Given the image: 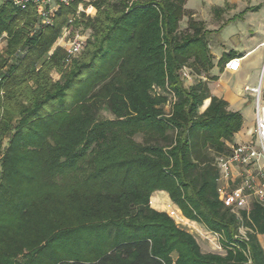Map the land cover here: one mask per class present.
<instances>
[{"label":"trees","instance_id":"obj_1","mask_svg":"<svg viewBox=\"0 0 264 264\" xmlns=\"http://www.w3.org/2000/svg\"><path fill=\"white\" fill-rule=\"evenodd\" d=\"M187 1L91 0L88 18L74 0L51 24L0 2V264H264V201L234 212L219 198L243 116L204 77L212 32L193 18L180 32ZM65 27L90 32L70 61L49 55ZM157 191L222 252L153 209Z\"/></svg>","mask_w":264,"mask_h":264},{"label":"crops","instance_id":"obj_2","mask_svg":"<svg viewBox=\"0 0 264 264\" xmlns=\"http://www.w3.org/2000/svg\"><path fill=\"white\" fill-rule=\"evenodd\" d=\"M238 1L242 3V0H226V4L228 6L236 5L238 4ZM246 1L247 7H245L240 13L228 19L226 27L228 28L232 23L237 21L246 22L248 25L241 27V29H238L237 31L230 32L229 37L232 43L231 47L227 50L226 46L222 45L219 53L220 55L217 57V62L215 63L213 59L214 68L211 70L210 74L212 77H217L218 79L209 82L212 95L227 101L229 104V110L239 112L243 116V128L233 139V144L235 146H257V137L255 134V94L251 91H247V88L250 90L260 88L261 104L264 106V17L259 18L258 16L260 13H264V0ZM250 13L255 14L251 15ZM248 27L250 28L248 31L251 33L248 35L249 37H243L245 33L244 31ZM228 53H233L235 55L232 59L240 60V69L238 72H230L226 70L225 66L230 60L224 65V67L219 66L220 59L224 54ZM214 71H217V73H213ZM225 77H230V79L235 80L234 83L229 84L224 80ZM208 103L209 101L205 104V109L207 108ZM254 171V167L249 169L239 166L236 167L233 173L235 182H241L242 175L248 174V172L254 173ZM231 185L232 188L237 187V184ZM255 199V197L250 198L249 206L247 208L250 207ZM154 200H156V206H153ZM151 206L159 212H165L168 214L170 211H174L176 213L175 220H178L177 223L179 222L178 224L188 231L189 229H196L197 226L202 227V229L204 228L207 233L206 235H209V238H211V234L218 237L217 243H219V246L210 241L212 247H217L219 250H222L219 236L207 230L203 225L188 220L179 207L172 202L167 192H155L151 197ZM197 232H199L200 236L203 235L200 230H197ZM258 237L264 249V235H259ZM200 246L203 250L201 244Z\"/></svg>","mask_w":264,"mask_h":264},{"label":"built area","instance_id":"obj_3","mask_svg":"<svg viewBox=\"0 0 264 264\" xmlns=\"http://www.w3.org/2000/svg\"><path fill=\"white\" fill-rule=\"evenodd\" d=\"M73 1L74 0H0V2H9L20 9H26L30 4L35 5L38 9L39 16L45 24H51V15L57 12L61 6H70ZM88 9L93 11L96 10L92 6L88 7L87 10ZM87 10H84L82 6L79 8V11L86 14L88 13ZM63 38L65 41V52L70 61L81 53L85 46V40L78 34L72 38L68 29L64 30ZM225 68L230 72H238L240 69V60H230ZM247 91H251L255 94V134L257 137V146H233L230 155L220 157L217 162L220 171V201L226 208H230L234 212L246 209L252 197L264 201V106L261 104L260 88L251 90L247 88ZM238 166L246 169L254 167L255 171L254 173L248 172V174L242 175L239 185L232 188L231 184L237 183V181L235 182L234 180L233 173L234 169ZM169 216L175 219L176 213L170 211Z\"/></svg>","mask_w":264,"mask_h":264},{"label":"rangeland","instance_id":"obj_4","mask_svg":"<svg viewBox=\"0 0 264 264\" xmlns=\"http://www.w3.org/2000/svg\"><path fill=\"white\" fill-rule=\"evenodd\" d=\"M84 1L86 3L81 4L80 6H82L84 8V10H87V8L92 6V5L89 4L88 6H86V4H88L90 2V0H84ZM246 3H247L246 0H242V3L240 1H238V4L228 6L226 4V0H188L187 4L185 6L186 16L181 21L180 32L184 33L188 30L189 21L191 18H193L194 20H196L198 22L203 23L204 27L207 30L212 32V35L209 36L208 40H209L210 50L212 52V55L214 56V62L216 63L217 57L220 55L219 53H220V49L222 48V45L226 46L227 50L232 45V43L230 41V37H229L230 32L237 31L238 29H241V27L248 25L246 22L237 21L235 23H232L228 28L226 27V24L228 23L227 20L232 18L234 15L240 13L245 7H247ZM87 12H88L87 14L86 13H84V14L88 18L89 17L90 18L95 17V15L97 13L96 10L93 11V10H89V9L87 10ZM82 14H83V12L79 11V9H78L77 17H80ZM250 14L253 15L255 13H250ZM258 16H259V18H261V17L263 18L264 13H260ZM70 22L72 23L73 20H71ZM65 29L69 30L70 36L72 38H74L78 34L81 37H83L85 40V46H84L83 50L81 51V53L77 57H75V58H78L84 52L86 45H87V40L90 37L89 30H84L83 27H79V28L74 29V32H72V30H70L69 27H65L63 29L60 37L58 38V40L56 41V43L52 47L51 51L49 52V55H52L56 49H63L65 51V47H64L65 41L63 38V33H64ZM248 29H250V28L248 27L245 29V31H244L245 33H244L243 37H249L248 35H250L251 32H249ZM5 46H6V41L0 40V49L2 50ZM192 65H193V62L190 61L189 66L191 67L192 71L196 73V69ZM192 71L184 70L183 72H181V80L184 82V85L187 88L190 87L191 84H195L198 81L197 77L193 76L194 74L192 73ZM213 73H217V71H214ZM186 76H188V77H186ZM204 77H206L208 80L211 81L212 75L209 73L207 75H204ZM54 79L58 80L59 75L54 74ZM224 80L226 82H228L229 84H233L235 81V80L230 79V77H225ZM167 109L169 110V108H167ZM202 110H205V105L203 106ZM103 114L107 118H112V116L107 114V113H103ZM138 141L141 142L142 139L139 137ZM239 183L240 182H237L235 184H237V186H238ZM177 221L178 220H175L176 223H177ZM178 225H180V224H178ZM197 230H200L203 235L200 236L199 232H197ZM189 232H191L197 238L199 243L202 245L204 252H206V253H209V252L210 253L211 252L212 253H221L222 252V250H219L217 247H212V245L210 244V241H212L219 246V243H217L218 237L211 234L210 235L211 238H209V235L208 236L206 235L207 233H206V230L204 228L202 229V227L197 226L196 229H189ZM241 232H242V234L245 233V231L243 229Z\"/></svg>","mask_w":264,"mask_h":264},{"label":"bare ground","instance_id":"obj_5","mask_svg":"<svg viewBox=\"0 0 264 264\" xmlns=\"http://www.w3.org/2000/svg\"><path fill=\"white\" fill-rule=\"evenodd\" d=\"M153 206H156V200L153 201ZM163 206V205H162Z\"/></svg>","mask_w":264,"mask_h":264},{"label":"water","instance_id":"obj_6","mask_svg":"<svg viewBox=\"0 0 264 264\" xmlns=\"http://www.w3.org/2000/svg\"><path fill=\"white\" fill-rule=\"evenodd\" d=\"M210 104V102L208 103V105Z\"/></svg>","mask_w":264,"mask_h":264}]
</instances>
